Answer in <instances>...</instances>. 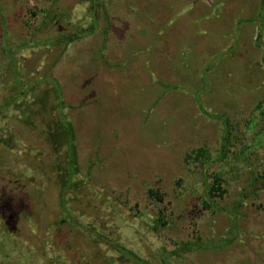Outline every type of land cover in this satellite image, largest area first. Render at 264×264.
Returning <instances> with one entry per match:
<instances>
[{
  "label": "rangeland",
  "instance_id": "rangeland-1",
  "mask_svg": "<svg viewBox=\"0 0 264 264\" xmlns=\"http://www.w3.org/2000/svg\"><path fill=\"white\" fill-rule=\"evenodd\" d=\"M263 5L0 0V46L28 41L18 78L0 55V101L21 83L33 88L29 106L44 108L34 105L39 129L18 111L0 116V264H137L87 227L146 264L185 242L194 247L170 263L264 264ZM63 35L72 40L48 43ZM54 82L77 132L67 207L66 152L43 133L58 113ZM6 122L18 126V143L2 145ZM225 136L227 156L207 163ZM217 178L226 192L208 208L204 183Z\"/></svg>",
  "mask_w": 264,
  "mask_h": 264
},
{
  "label": "trees",
  "instance_id": "trees-1",
  "mask_svg": "<svg viewBox=\"0 0 264 264\" xmlns=\"http://www.w3.org/2000/svg\"><path fill=\"white\" fill-rule=\"evenodd\" d=\"M96 2V6H102L104 7V0H95ZM264 8V5L262 6V10ZM49 12L45 10V13ZM50 15V13H46V15ZM262 17V16H261ZM92 20H94V24L91 26V28H89V30L94 29L96 26L95 24H97V22L95 21V19L93 18ZM264 20V19H262ZM86 31L87 29L84 27H81L79 30H76V32L78 33V31ZM79 34V33H78ZM75 37V36H74ZM73 37V38H74ZM66 39V40H65ZM72 40V37H68V36H61V37H53L50 38L48 43L50 44H55L57 45L59 44H67ZM5 42V41H4ZM42 42H37V41H31L30 44H41ZM28 44V41H25V43H23L21 46L19 47H15L11 50L9 43L6 41L3 45L0 46V55H5L8 56V65L10 67V74L12 76V78H18V64H19V57L18 55V50L21 48H24L26 45ZM20 51V50H19ZM18 75V76H17ZM2 80V79H1ZM16 82H18V80L16 79ZM9 83V82H8ZM21 84V83H20ZM19 83L18 84H14V87L16 86V90H14L15 93L12 94V96H10L8 99L0 101V116L3 112L4 115H7L11 110L14 111H18L20 112V114L22 115V120H24L26 123L30 124V126L34 125L36 128L39 129V126H37L34 123V118L36 117L35 112L38 111L37 110V106L34 105H39V111L43 110L44 108H42V103L41 101H33L32 102V107L29 106L28 104V97L30 96V93L33 91L32 86L27 85L26 87H28L27 89L23 88L21 89V85ZM54 89H55V95L57 98V105H56V109L58 111L53 124H48L46 126V130H43V133H45L47 140L51 142V144L53 145V147H55L57 150H65L66 152V158H65V166L62 167L63 170H61L59 172V181L60 184L62 186L61 189V193H60V197H61V202L62 205L64 207L68 206V199L70 196V186H74L76 184H78L77 182H75V176L80 172V167L78 164V157H77V152H78V145H77V132L75 130V126L73 124V122L68 118L65 109H66V102L64 100V96L62 93V89L60 87V84L58 82H54ZM56 111V112H57ZM18 127V126H17ZM17 127L13 124V123H5L3 125V133H4V137L1 139L2 145H13L14 143H18V130ZM42 128V127H40ZM37 130V129H36ZM228 136H225L222 140L223 142V147L220 151V153L218 154L217 158L214 157L212 158H208L206 160L207 163H210L211 161L214 160H224L225 157L227 156L226 154V144L228 141ZM1 138V137H0ZM206 153V149L203 147H200L197 149V156L196 159H201V156H203V154ZM207 177V176H206ZM208 178V177H207ZM204 190L206 191V195H205V199L203 200L204 202V206L206 207H214V198L216 196L222 195L223 193L226 192V189L222 186V179L221 178H217L215 180V182H210L208 184V182L204 183ZM159 193L157 191H154L153 189H151L149 191V195L151 197H155L156 195H158ZM159 197V196H158ZM160 198V197H159ZM244 198V194L241 195L240 199ZM81 202V201H80ZM82 204V202H81ZM220 208V207H218ZM162 218L157 220V223H161L163 225L166 224V222H163V216L164 215H160ZM93 231L94 235H96V237H98V239L100 238L103 241H108V243H110L113 247H115V250L121 254L123 257L129 256L131 258V260L135 261L137 264H146V262L144 261L143 258H141L138 254L134 253L133 251L127 249L125 247V245L120 244L118 241L112 240V238L110 236H105L103 235L99 230L96 229H91L90 227H87V231ZM223 243H227L226 241H222ZM218 244V243H217ZM221 244V242H220ZM214 245V244H213ZM192 247H194L191 243L189 242H185L183 244H181L180 246H178L176 249H174V251L171 252H162V263L163 264H172L169 262V259L171 257L175 255H181L182 252L184 251H188L190 250Z\"/></svg>",
  "mask_w": 264,
  "mask_h": 264
}]
</instances>
